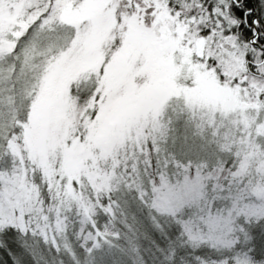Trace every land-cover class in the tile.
I'll use <instances>...</instances> for the list:
<instances>
[{"label":"snow or ice","instance_id":"6c2138e0","mask_svg":"<svg viewBox=\"0 0 264 264\" xmlns=\"http://www.w3.org/2000/svg\"><path fill=\"white\" fill-rule=\"evenodd\" d=\"M0 264H264V0H0Z\"/></svg>","mask_w":264,"mask_h":264}]
</instances>
